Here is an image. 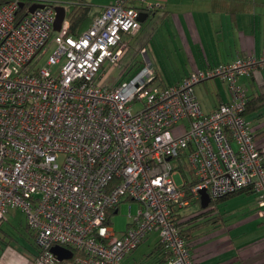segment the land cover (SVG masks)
I'll list each match as a JSON object with an SVG mask.
<instances>
[{"label":"built area","instance_id":"1","mask_svg":"<svg viewBox=\"0 0 264 264\" xmlns=\"http://www.w3.org/2000/svg\"><path fill=\"white\" fill-rule=\"evenodd\" d=\"M21 1L0 4V224L11 208L24 212L35 264H123L150 231L170 251L164 264H195L174 217L189 203L186 180L175 178L186 149L196 177L190 193L218 198L250 188L264 216V155L237 84L239 75L264 68V53L197 68L163 87L143 47L144 64L132 60L109 82L142 26L139 8L110 2L74 35L66 16L54 30L56 3L19 17ZM51 39L55 47L40 66ZM213 77L228 81L231 98L205 112L195 85ZM123 198L139 209L117 234L107 218ZM55 245L72 256L60 260Z\"/></svg>","mask_w":264,"mask_h":264},{"label":"crops","instance_id":"2","mask_svg":"<svg viewBox=\"0 0 264 264\" xmlns=\"http://www.w3.org/2000/svg\"><path fill=\"white\" fill-rule=\"evenodd\" d=\"M113 1L115 0L111 2ZM147 1L129 0L130 5L142 11L140 15L142 26L136 34L142 31L144 23H148L147 29L150 32L147 31L145 36L152 41L155 28L152 24H158L164 20L171 21L172 28H169L168 33L173 38L172 51L182 57L180 60L182 68L177 67L172 72L168 64H164L158 58L157 53L152 58L149 57L147 46L150 42L140 48L141 50L145 47V57L153 66V75H159L158 79L162 80L161 84H168L167 87L171 86L170 83L182 81L185 76L197 68L229 62L248 54L261 55L264 53V0H189L194 6H191L187 12L176 9L181 0ZM149 4L155 5L152 6L154 10H144ZM140 50L131 65L137 63L142 66L144 64V55ZM109 74L111 73H107L106 78ZM239 79L247 88L248 93L253 95L264 93V69L256 70ZM158 81L155 83L158 84ZM213 93H216L213 103H205L207 108L200 103L205 112L212 111L220 102L229 99L228 91L224 95L221 90L215 89ZM246 117L253 125V129L258 126L263 128L264 106ZM187 190L189 189L185 190L186 193ZM189 192L187 194L191 198L186 204L188 206L185 205L186 213L200 206L203 207L201 195L194 196ZM192 197L198 198L200 203L197 205V201L191 204ZM207 207L210 208L207 210L211 212L210 216L216 215L217 220L212 222L211 226L203 228L201 233L200 229L193 233V235L198 233L193 237L194 240L190 246L195 264H264V216L259 212L257 193L251 189L227 197L216 199L211 197L209 205L203 208ZM208 217H203L201 220ZM199 219L197 218V221H200ZM5 220L6 218L0 226V239L3 238L4 242L10 235L4 228ZM26 230L29 232L27 227ZM150 236L151 233L144 240H148ZM157 239L158 235L152 246L150 245L151 249L145 250L139 256L136 254L139 248L132 250L125 257L124 264H149L154 256L149 257L144 254L152 251ZM33 257L34 254L30 257L7 247L0 254V264H35Z\"/></svg>","mask_w":264,"mask_h":264},{"label":"trees","instance_id":"3","mask_svg":"<svg viewBox=\"0 0 264 264\" xmlns=\"http://www.w3.org/2000/svg\"><path fill=\"white\" fill-rule=\"evenodd\" d=\"M6 1H8V0H0V4L3 2H6ZM43 1H49L52 3H56V5H63L66 7V18L68 19V22H69L68 29H69V32L74 34V35H79L88 25H90L93 18L101 11V7H102V6H96L93 2H89L88 0H22L21 3H23V6L20 5V8L17 11L18 12L17 15L19 17L26 15L29 12V8L33 3H42ZM125 1L127 2L129 0H125ZM67 4H68V6H66ZM147 31L150 32L146 28L144 31L139 33V35L138 34L129 35L130 47H128V49H126V51L124 52L123 56L119 59V61L114 64V67L116 68L117 73H120L121 70L129 62H131L132 60L135 59V57L137 58V55L139 53L140 48L145 43L147 44L151 41V39H147V37L145 36ZM262 69H264V68H262ZM251 73H253V72L243 73V74L239 75L237 78V84L245 91L246 100H245V109L243 111V114L245 116L264 106V93L263 94L258 93L256 95L250 94L247 92V88L240 82L239 78L241 76L250 75ZM158 76L159 75H153V80L155 82L157 80H159L160 81V82L158 81L159 85H161L163 87H167L168 84L167 85L161 84L162 80L158 79ZM111 80L112 79H109L108 81L110 82ZM179 82H181V81H179ZM179 82L172 83V84L170 83L169 85H176ZM223 82L226 84V89L229 93V99L226 101H222L219 104L228 103V101L231 98V91L229 88V83L227 80H223ZM246 119L249 121V119L247 117H246ZM252 129H253V125H252ZM252 134H253V137L256 141V145L258 147L259 152L262 155H264V127L262 128V127L258 126L256 128H254ZM233 144L236 145L235 143H233ZM188 150L189 149H186L184 151L183 155L179 156V162H178V164H179L178 168L180 169V171H183L182 173H184V176L186 177V183L184 185L186 189H189L191 187V185L196 181V177L194 176L191 168L188 166L187 160L185 158V154H187ZM250 190H251L250 188H243L237 192L224 195V197L236 194V193L241 192V191H250ZM188 191L189 190H187V193H188ZM187 193H186V198L187 197L191 198V196ZM214 199H216V198H214ZM197 201H200V200L198 198L192 197L191 204H194ZM213 201H216V200H213ZM186 206H188V205H186ZM186 206L185 205L176 206L174 209V217H175V221H176V224L178 226V229H179L181 235L186 239L187 244L189 246H191V244L194 240L193 237L198 234L197 233V234L193 235V233H195V231H197L198 229H200V233H201V230H203V228L211 226L212 222H216L217 216L216 215L210 216L211 212L207 211L210 206L207 208H203L200 206L196 210H193V211L188 212V213H186L185 212L186 210L184 209ZM112 213H114V212L109 211L108 218H107L108 222H110V217H111ZM207 216H209L207 219H205L203 221L201 220L203 217H207ZM197 218H200L199 219L200 221H197ZM131 226H132V224L128 223L127 228L128 227L130 228ZM26 227L32 236L33 243L35 244L33 232L29 228L27 221H26ZM152 232H154V231L148 232L147 235L149 233H152ZM157 234H158V232H157ZM35 247L38 250V246L36 244H35ZM77 253L78 252L75 249V254H77ZM35 255H36V251L34 253V256ZM144 255L149 256V257L154 256V259L150 260L149 264H164L170 257V251L158 234V239L156 241V244L154 245V248L152 249V251L147 252ZM123 264H124V262H123Z\"/></svg>","mask_w":264,"mask_h":264},{"label":"rangeland","instance_id":"4","mask_svg":"<svg viewBox=\"0 0 264 264\" xmlns=\"http://www.w3.org/2000/svg\"><path fill=\"white\" fill-rule=\"evenodd\" d=\"M88 1L93 2L96 6H102L108 4L112 0ZM147 2H149V0ZM66 6H68V4ZM191 6L194 5L190 4L189 0H181V3L176 7V9L179 8L180 10H183V12H187V10L191 9ZM176 9H174V11ZM156 24L157 23L152 24V27H155L153 32L154 38L152 39V41H150L147 46L149 57L152 58L153 55L157 53L158 58L164 64L167 63L171 71L174 72L177 67L182 68L183 65L182 63H180L182 57L177 56L172 51L173 38L168 33L169 28H172V22L164 20L162 22H158L157 26H155ZM147 26L148 23H144V28L142 29V31H144ZM54 47L55 45L53 43V40L51 39L48 42V45L45 47L43 57L39 63L40 66L45 64L47 57L53 51ZM110 73L111 74L108 75V78L115 79L118 75L116 68L114 70L111 69ZM127 76L128 74L125 75V77ZM195 89L198 98L201 101L200 103H202V106L204 108H207L205 106V103H213V98L216 95V93H213V90L219 89L222 93H224V95L227 91L226 84L218 77L197 83L195 85ZM139 105H142L141 101L135 103V107H138ZM182 172L183 171H178L177 173H175L176 181L179 184L183 183V181L186 180V177ZM199 203L200 202L198 201L197 205ZM129 206H131V209H129ZM117 207L118 211L111 214L110 224H112L117 234H121V232L126 230L128 223L132 221L134 215L137 213L139 209V203L134 200L123 198V201H121ZM5 218L6 220L3 225L4 228L10 233V235L6 242L2 241V239L0 240V253L2 254V252H4V250L8 247L31 257L35 253V251H37V248L35 247V244L32 241V236L30 232H27L26 230V218L24 212L21 209L11 208ZM157 235V232H152L148 240L142 241L137 247L139 249L137 250L136 254L139 256L142 252H145V250H150V245L152 246Z\"/></svg>","mask_w":264,"mask_h":264},{"label":"water","instance_id":"5","mask_svg":"<svg viewBox=\"0 0 264 264\" xmlns=\"http://www.w3.org/2000/svg\"><path fill=\"white\" fill-rule=\"evenodd\" d=\"M21 6H23V3H21ZM43 6L44 3H33L29 8V12H33L36 8ZM55 9L56 15L53 28L55 31H59L66 16V7L63 5H56ZM141 20H143V17H141ZM210 201L211 197L209 193L205 189H203L201 191V205L203 207H206L209 205ZM52 252L55 253L60 260L69 259L72 256V251L70 249L62 247L60 245L53 246Z\"/></svg>","mask_w":264,"mask_h":264},{"label":"flooded vegetation","instance_id":"6","mask_svg":"<svg viewBox=\"0 0 264 264\" xmlns=\"http://www.w3.org/2000/svg\"><path fill=\"white\" fill-rule=\"evenodd\" d=\"M42 3H43V2H42ZM2 223H3V222H2ZM2 223H1V224H2ZM1 224H0V225H1Z\"/></svg>","mask_w":264,"mask_h":264}]
</instances>
